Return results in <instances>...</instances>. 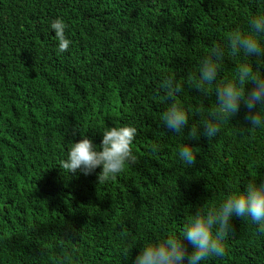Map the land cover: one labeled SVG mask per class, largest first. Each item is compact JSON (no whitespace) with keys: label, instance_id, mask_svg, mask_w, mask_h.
I'll return each instance as SVG.
<instances>
[{"label":"trees","instance_id":"16d2710c","mask_svg":"<svg viewBox=\"0 0 264 264\" xmlns=\"http://www.w3.org/2000/svg\"><path fill=\"white\" fill-rule=\"evenodd\" d=\"M260 13L264 0H0V264H134L145 241L179 238L197 204L264 179V128H250L243 104L212 140L192 141L189 167L179 157L189 141L163 125L171 101L160 86L168 76L181 85L188 127L199 126L215 83L205 96L190 78L214 44L225 46L218 80L234 76L245 58L227 36ZM56 18L71 41L63 53ZM120 125L137 128V160L115 179L59 167L82 134L98 147ZM232 224L225 256L202 264H264L258 226Z\"/></svg>","mask_w":264,"mask_h":264},{"label":"clouds","instance_id":"9594fccd","mask_svg":"<svg viewBox=\"0 0 264 264\" xmlns=\"http://www.w3.org/2000/svg\"><path fill=\"white\" fill-rule=\"evenodd\" d=\"M66 24L61 18L51 23L57 41V52H66L71 41L65 35ZM264 13L252 16L247 29L236 28L227 36V47L232 55L243 53L235 75L218 80L219 62L225 56V46L214 44L199 63L198 76L190 78V85L200 94L207 95L209 86L215 83V106L207 111L196 109L200 125H189L188 112L177 99L181 85L168 76L161 88L171 101L162 115L163 125L171 132L180 134L189 143L179 150L180 159L189 167L196 164L193 151L194 140L204 135L212 140L221 130V122L232 120L241 107L246 108L244 119L251 129L264 128ZM257 58L255 65L248 58ZM203 132L201 133L200 127ZM187 129V130H186ZM137 128L132 125L109 126L102 131V140L97 147L91 138L82 134L79 141H72L67 157L59 167L68 173H93L98 167L97 184L104 183L124 170L125 164L135 162L132 144ZM157 150V145L151 146ZM233 218L250 220L264 234V179H250L243 188L229 186L222 201L217 205L199 203L195 210L184 217L179 238L156 235L145 241L135 257L134 264H202L210 257L226 254L225 240L234 232ZM187 241L191 250L183 243ZM127 254V252H126Z\"/></svg>","mask_w":264,"mask_h":264}]
</instances>
